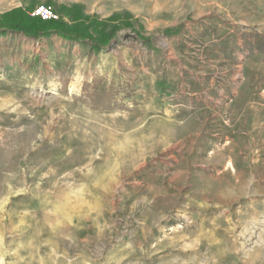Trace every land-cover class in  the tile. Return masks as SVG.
Returning a JSON list of instances; mask_svg holds the SVG:
<instances>
[{"label": "rangeland", "instance_id": "rangeland-1", "mask_svg": "<svg viewBox=\"0 0 264 264\" xmlns=\"http://www.w3.org/2000/svg\"><path fill=\"white\" fill-rule=\"evenodd\" d=\"M40 5L120 28L0 34V264H264V0Z\"/></svg>", "mask_w": 264, "mask_h": 264}, {"label": "trees", "instance_id": "trees-1", "mask_svg": "<svg viewBox=\"0 0 264 264\" xmlns=\"http://www.w3.org/2000/svg\"><path fill=\"white\" fill-rule=\"evenodd\" d=\"M62 11L70 18V22L65 20L64 15L58 19H43L28 15L22 9L12 10L0 19V34L6 35L8 31L21 32L37 39L56 34L65 40L89 45L93 51L100 52L111 44L120 28L119 24L110 25L115 17L101 19L97 15H87L80 5L62 6ZM129 23L126 21L125 24ZM90 85L84 84L85 99L93 107L110 109L118 105L113 99L116 91L114 85L99 88L94 82L92 90L89 89Z\"/></svg>", "mask_w": 264, "mask_h": 264}, {"label": "built area", "instance_id": "built-area-1", "mask_svg": "<svg viewBox=\"0 0 264 264\" xmlns=\"http://www.w3.org/2000/svg\"><path fill=\"white\" fill-rule=\"evenodd\" d=\"M34 14L39 15L43 19H56L58 17L57 13L49 5H40Z\"/></svg>", "mask_w": 264, "mask_h": 264}]
</instances>
